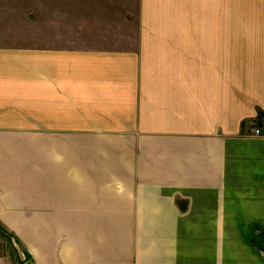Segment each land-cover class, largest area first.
Returning <instances> with one entry per match:
<instances>
[{
    "label": "crops",
    "instance_id": "crops-1",
    "mask_svg": "<svg viewBox=\"0 0 264 264\" xmlns=\"http://www.w3.org/2000/svg\"><path fill=\"white\" fill-rule=\"evenodd\" d=\"M28 217L65 227L0 230V264H264V0H0Z\"/></svg>",
    "mask_w": 264,
    "mask_h": 264
},
{
    "label": "rangeland",
    "instance_id": "rangeland-1",
    "mask_svg": "<svg viewBox=\"0 0 264 264\" xmlns=\"http://www.w3.org/2000/svg\"><path fill=\"white\" fill-rule=\"evenodd\" d=\"M41 164V162H40ZM43 164V163H42ZM34 174V172H31ZM40 174L42 172H39ZM44 173V172H43ZM46 178V176H44ZM45 189V187H44ZM42 197V196H41ZM46 202H41L39 204L40 207L44 206L40 209V215H47L46 212ZM33 205V204H32ZM25 206V205H24ZM25 214L30 215V212L27 211ZM63 219H34V218H22V219H0V230H31L32 226H40L39 228L43 227L42 230H46L47 225L50 226V228H56V230L60 229L63 230L65 227ZM77 219H72L71 222L74 224L77 222ZM48 223V224H47ZM47 224V225H46ZM72 226V225H71ZM77 224H75L72 227H76Z\"/></svg>",
    "mask_w": 264,
    "mask_h": 264
},
{
    "label": "built area",
    "instance_id": "built-area-1",
    "mask_svg": "<svg viewBox=\"0 0 264 264\" xmlns=\"http://www.w3.org/2000/svg\"><path fill=\"white\" fill-rule=\"evenodd\" d=\"M255 134H256V135L260 134V130L257 129V130L255 131Z\"/></svg>",
    "mask_w": 264,
    "mask_h": 264
},
{
    "label": "clouds",
    "instance_id": "clouds-1",
    "mask_svg": "<svg viewBox=\"0 0 264 264\" xmlns=\"http://www.w3.org/2000/svg\"><path fill=\"white\" fill-rule=\"evenodd\" d=\"M118 187H120V186L118 185Z\"/></svg>",
    "mask_w": 264,
    "mask_h": 264
}]
</instances>
